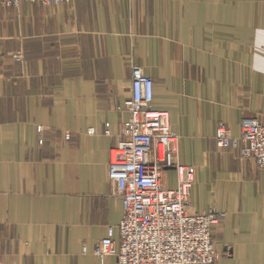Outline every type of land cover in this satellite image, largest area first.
Wrapping results in <instances>:
<instances>
[{
  "label": "crops",
  "instance_id": "0c3cea01",
  "mask_svg": "<svg viewBox=\"0 0 264 264\" xmlns=\"http://www.w3.org/2000/svg\"><path fill=\"white\" fill-rule=\"evenodd\" d=\"M133 66L197 169L191 211L225 215L216 264H264V172L215 143L222 123H264V0L0 6V264H118L94 251L110 228L119 242L109 163Z\"/></svg>",
  "mask_w": 264,
  "mask_h": 264
},
{
  "label": "built area",
  "instance_id": "2783aa9c",
  "mask_svg": "<svg viewBox=\"0 0 264 264\" xmlns=\"http://www.w3.org/2000/svg\"><path fill=\"white\" fill-rule=\"evenodd\" d=\"M73 1L0 0V6H70ZM131 72L132 95L119 108L129 119L111 150L108 177L112 195L124 206L119 242L110 228L94 254L101 262L115 257L118 264H216L214 229L225 215L191 211L197 169L181 163L180 138L171 127L169 114L154 109V81L139 66H133ZM105 134L111 136L109 126ZM215 143L219 150L237 151L242 160L253 161L264 172V123L259 117H244L239 136L220 124ZM170 170L177 175L173 189L165 185Z\"/></svg>",
  "mask_w": 264,
  "mask_h": 264
}]
</instances>
